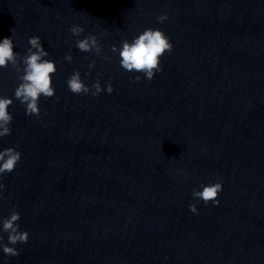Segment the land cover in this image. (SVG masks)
<instances>
[{"label":"clouds","instance_id":"9594fccd","mask_svg":"<svg viewBox=\"0 0 264 264\" xmlns=\"http://www.w3.org/2000/svg\"><path fill=\"white\" fill-rule=\"evenodd\" d=\"M168 19L166 14L157 17L158 22L162 23ZM84 29L78 25L72 26L70 32L75 37H80ZM30 47L27 53L21 56L14 52V42L11 38H4L0 41V69L8 68L9 65L17 72L22 73L18 76L20 81L14 90V97L25 106V114L28 116L39 117L41 114L39 101L41 96L52 98L55 95L52 76L57 72L56 62L45 59L49 55L42 46L40 37L29 38ZM75 46L84 53L94 52L97 56L102 54V45L97 36L88 35L83 39H77ZM173 45L169 37L160 29L148 28L133 38L131 42L127 39L122 41V46L117 49L112 45L113 53L119 52V64L128 72L142 73L147 80L151 81L154 75L162 72L161 58L167 53L171 54ZM103 59L110 61V57L103 56ZM64 60L71 63L73 57L71 53L64 56ZM23 65V66H21ZM95 67V61L89 65V68ZM86 73L85 75H89ZM135 81L139 82L141 77L136 75ZM70 92L76 95L91 94L98 96L104 89L101 87L100 80L91 86L85 84L80 72L75 71L66 81ZM107 92L111 94L114 89L111 81L107 83ZM13 104V99L7 96H0V138L11 135L10 124L13 121V115L9 112V107ZM22 153L16 148L9 147L0 150V179L4 174H10L15 171L17 165L21 162ZM219 180V178H217ZM202 190H193V200H202L205 205L212 203L219 204L218 195L223 190L220 182L202 184ZM5 185L0 183V199H3V190ZM192 213L198 214L195 203L189 204ZM20 213L13 210L8 218L0 217V233H7V243H4V236L0 234V249L9 257L18 256L20 251L15 247L18 243L26 244L29 240L27 231H20Z\"/></svg>","mask_w":264,"mask_h":264}]
</instances>
